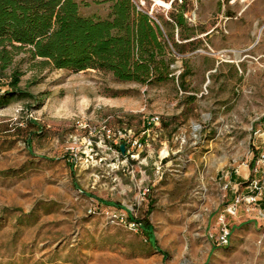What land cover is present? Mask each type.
Listing matches in <instances>:
<instances>
[{"label": "rangeland", "instance_id": "rangeland-1", "mask_svg": "<svg viewBox=\"0 0 264 264\" xmlns=\"http://www.w3.org/2000/svg\"><path fill=\"white\" fill-rule=\"evenodd\" d=\"M77 1L83 15L111 4ZM181 1L133 0L184 44L167 81L56 69L23 52L6 68L1 91L17 67L24 94L0 105V264H264V219L244 204L225 212L236 190L225 183L234 169L252 175L264 140V0H187V29L171 16ZM150 116L167 127L144 131ZM149 199L156 248L126 219ZM222 215L226 246L210 237Z\"/></svg>", "mask_w": 264, "mask_h": 264}, {"label": "trees", "instance_id": "trees-1", "mask_svg": "<svg viewBox=\"0 0 264 264\" xmlns=\"http://www.w3.org/2000/svg\"><path fill=\"white\" fill-rule=\"evenodd\" d=\"M109 1L108 14L100 16L83 15L77 0H0V83L19 52L37 64L71 72L99 69L112 73L120 81L140 84L167 81L173 76L169 69L173 52H184V44L165 35L161 25L133 0ZM181 2L179 10L171 16L175 26L187 29L184 16L187 0ZM188 73L183 70L181 79ZM21 75L17 67L11 70L7 89L1 91L0 87V105L9 97L24 94L19 86ZM148 118L143 120L144 131L155 126L147 123ZM158 120L161 127H167L164 120L159 117ZM30 140L27 139L28 144ZM115 148L120 151L119 145ZM254 163V160L250 163L252 168ZM152 207L149 199L143 217H134L126 210V219L156 248L153 225L148 218Z\"/></svg>", "mask_w": 264, "mask_h": 264}, {"label": "built area", "instance_id": "built-area-1", "mask_svg": "<svg viewBox=\"0 0 264 264\" xmlns=\"http://www.w3.org/2000/svg\"><path fill=\"white\" fill-rule=\"evenodd\" d=\"M148 124L154 125L159 123L158 116L148 118ZM254 176L246 178L244 185L245 193L238 192V185L235 186V196L231 202L226 205L225 212L229 215H235L241 204H244L246 211H255L257 215L264 219V147L257 152L255 163L252 168ZM233 187L230 179L225 183V188ZM220 229L216 234H210V237L217 245L226 246L230 243V228L224 221V215L220 217Z\"/></svg>", "mask_w": 264, "mask_h": 264}, {"label": "crops", "instance_id": "crops-1", "mask_svg": "<svg viewBox=\"0 0 264 264\" xmlns=\"http://www.w3.org/2000/svg\"><path fill=\"white\" fill-rule=\"evenodd\" d=\"M246 7L247 8H251V9H255V0H253V1H251V2H249V3H247L246 4ZM249 20H253V18H251V17H249L248 18ZM246 24V23H245ZM254 52H255V50H254ZM262 147H264V140H262V142H261V146H260V148H262ZM237 175H240V176H237ZM249 171H248V169H246V168H242V169H240V172L237 170V169H234V174H233V171L231 172V175H230V181H231V183H233L234 182V186H236V185H238V184H242V182H244L245 180H246V178L249 176ZM251 176H254V174L252 173V175ZM250 176V177H251ZM234 192V191H233ZM245 193L246 192V190H244V187L242 188V193ZM235 196V192H234V194L232 195V198Z\"/></svg>", "mask_w": 264, "mask_h": 264}, {"label": "water", "instance_id": "water-1", "mask_svg": "<svg viewBox=\"0 0 264 264\" xmlns=\"http://www.w3.org/2000/svg\"><path fill=\"white\" fill-rule=\"evenodd\" d=\"M121 151H123V146H120Z\"/></svg>", "mask_w": 264, "mask_h": 264}, {"label": "bare ground", "instance_id": "bare-ground-1", "mask_svg": "<svg viewBox=\"0 0 264 264\" xmlns=\"http://www.w3.org/2000/svg\"><path fill=\"white\" fill-rule=\"evenodd\" d=\"M160 1V0H159Z\"/></svg>", "mask_w": 264, "mask_h": 264}]
</instances>
